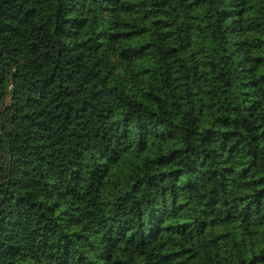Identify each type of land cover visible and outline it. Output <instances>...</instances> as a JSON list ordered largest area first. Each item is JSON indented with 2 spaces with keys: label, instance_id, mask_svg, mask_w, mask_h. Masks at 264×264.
<instances>
[{
  "label": "trees",
  "instance_id": "16d2710c",
  "mask_svg": "<svg viewBox=\"0 0 264 264\" xmlns=\"http://www.w3.org/2000/svg\"><path fill=\"white\" fill-rule=\"evenodd\" d=\"M0 264H264V0H0Z\"/></svg>",
  "mask_w": 264,
  "mask_h": 264
}]
</instances>
